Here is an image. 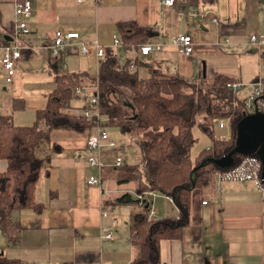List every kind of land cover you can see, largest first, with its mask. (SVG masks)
<instances>
[{"label": "crops", "instance_id": "crops-1", "mask_svg": "<svg viewBox=\"0 0 264 264\" xmlns=\"http://www.w3.org/2000/svg\"><path fill=\"white\" fill-rule=\"evenodd\" d=\"M19 1L0 0V44L6 41L21 48L10 84L4 80L0 62V114L10 115L15 125L32 124L35 111L44 107L53 89L55 74L96 77L99 61L93 46L111 47L112 37L118 36L117 24L125 21L150 28L153 36L147 43L162 44L149 55H141L138 47L126 56L166 75L208 81L222 75L239 83L251 82V90L253 82L264 79V48L248 44L250 34H264V0H216L213 4L175 0L171 7L163 0H31V14L24 19L30 32L15 40L14 6ZM56 30L78 32L79 38L72 42L87 45L89 53L81 54L74 46L52 57L49 45ZM183 34L192 39L191 56L179 54L172 43ZM71 62L81 64L72 70ZM253 62L256 68L242 73L241 67ZM90 82V78L82 80L83 96L73 94L76 108L71 114L80 115L95 94ZM41 99L45 104H39ZM95 131L52 132L50 140L60 150L36 184L34 201L41 209L14 213L13 219L20 224L14 241L0 229V258L21 264H129L136 257L131 233L140 207L115 203L124 193L134 194L135 185L103 180L101 170L89 167L86 140ZM109 150L117 148L94 153L105 167L111 162L103 160ZM6 168V161L0 159V173ZM91 175L100 178V185L86 184ZM148 197L150 219L177 216L170 199L157 194ZM158 200L163 201L162 208L154 206ZM104 210L108 216H103ZM106 234L112 238H104ZM159 264H264V199L254 182L216 183L214 178L194 190L189 224L178 239L160 241Z\"/></svg>", "mask_w": 264, "mask_h": 264}, {"label": "trees", "instance_id": "trees-1", "mask_svg": "<svg viewBox=\"0 0 264 264\" xmlns=\"http://www.w3.org/2000/svg\"><path fill=\"white\" fill-rule=\"evenodd\" d=\"M215 1L187 0L188 4ZM117 31L120 47L106 48L96 77L86 73L55 74L46 104L35 111L31 125H15L10 115L0 114V159L7 163L6 171L0 173V229L9 241H14L20 231L14 213L26 208L40 211L41 205L34 201L36 184L51 157L60 150L50 140L53 131L85 133L97 125L106 129L115 127L123 134L134 133L140 150L138 163L101 169L103 180L109 178L117 185H135L134 194L124 193L115 201L140 207L131 233L138 253L129 264H159L160 241L178 239L189 224L192 192L226 170L206 160L219 159L234 148L236 125L250 111L245 109L237 92L226 88L233 79L216 75L208 81L209 87L196 86L188 78L166 75L138 59H129L126 54L130 50L153 36L150 28L125 21L117 24ZM84 78H90V86L96 90L101 122L85 118L81 113H70L76 108L73 91L83 87ZM198 82L207 81L201 78ZM220 119L229 121V137L212 139L211 146L202 150L192 163L194 126L209 133L210 122ZM244 157L235 154L234 165ZM148 193L170 199L178 209L177 216L150 219L149 195L137 197ZM0 264L21 263L0 258Z\"/></svg>", "mask_w": 264, "mask_h": 264}, {"label": "built area", "instance_id": "built-area-1", "mask_svg": "<svg viewBox=\"0 0 264 264\" xmlns=\"http://www.w3.org/2000/svg\"><path fill=\"white\" fill-rule=\"evenodd\" d=\"M81 1V0H79ZM175 0H163V4L166 7H171L174 5ZM32 11V1L31 0H21L17 2L14 6V14L17 18L14 32V39L17 40L20 34H28L30 29L25 22V18H27ZM79 38L78 32H64L62 30H56L53 34L52 42L49 45L50 55L56 58L58 55L64 53L68 48L77 46L79 47V52L81 54H88L89 47L83 43L75 44L74 40ZM173 45H175L178 49L179 54L185 56H191L193 53V43L192 39L189 35H178L172 39ZM248 44L253 48H264V34H250ZM120 39L117 35L112 37V45L111 47H119ZM162 47L161 43H145L139 46V53L143 56L149 55L153 51H159ZM95 51V56L97 60L102 62L106 56V48L95 44L93 46ZM0 49L2 50V56L0 62L6 72L5 82L10 84L15 76L16 72V63L21 57V48L16 43H1ZM132 69L135 68L133 64L130 66ZM242 85L239 82H228L226 84V88L236 92L241 89ZM75 96H83V90L81 88H76L73 91ZM97 96L91 95L85 105V108L81 111V114L85 118H95L97 122L103 121L99 110L96 108L97 106ZM243 105L246 110L250 111V113H254L255 111H259L264 113V81L257 80L252 83V90L248 95L247 99L243 101ZM200 122L201 119H198ZM229 121L226 120H218V127L220 129L228 128ZM95 133L88 136L86 140V149L90 152L87 157V162L89 167L97 168L99 171L106 166L99 156L96 154H100V151L105 148L116 149V142L109 137L108 131L104 126L97 125L95 128ZM229 137V135L227 136ZM225 138H219L218 140H224ZM124 163V160L120 156H116L113 160V163L110 165L120 166ZM262 165L259 159L255 156H245L242 158L238 164L231 166L230 168L218 172L216 174V183H220L222 181H246L251 180L256 185L258 191L260 192L262 198L264 199V180L261 177ZM101 180L99 177H95L93 175L89 176L86 180V184L89 186L100 185ZM151 193H148L150 195ZM142 196H137L138 199H142ZM153 213V212H151ZM103 216H108L107 211H103ZM112 223L116 224L117 219L112 217ZM104 238H112L111 234L104 235Z\"/></svg>", "mask_w": 264, "mask_h": 264}, {"label": "rangeland", "instance_id": "rangeland-1", "mask_svg": "<svg viewBox=\"0 0 264 264\" xmlns=\"http://www.w3.org/2000/svg\"><path fill=\"white\" fill-rule=\"evenodd\" d=\"M244 61H241V64ZM81 64V62H71L69 63L70 69L76 70L77 69V64ZM256 68V62L254 63H248L245 66L241 67L242 73L244 72L246 74H250L254 69ZM257 72V71H255ZM196 86H202V87H209L208 80L207 82H198V80H192ZM251 82L248 84V82H243L241 85L243 86L240 90L237 91V95L242 99V101L246 100L248 95L251 92L250 88ZM51 89V87H50ZM43 100L41 99V102L39 104H43ZM45 104V103H44ZM224 120V119H223ZM210 130L208 131L209 133H212V136L209 135V133L204 132L201 130L198 126H194L192 130L193 138H194V143L190 151V157L192 159V163H194L196 157L198 154L204 150L207 149L208 147L211 146L212 144V139H219V138H225L231 132V127L230 123L228 124V128L225 129H220L218 127V120L210 122ZM108 133L110 137L116 142L117 144V150H109L110 152L103 157L104 161H111L109 164L113 163V160L116 155H119L123 158L124 163H138L140 160V150L138 146L135 144L134 139L135 134L134 133H121L118 128L112 127L108 129ZM212 137V138H211ZM105 149H110V148H105ZM104 149V150H105ZM159 195V194H157ZM156 198V196H155ZM163 201L158 200L154 203V206L163 207ZM154 219V218H153Z\"/></svg>", "mask_w": 264, "mask_h": 264}, {"label": "water", "instance_id": "water-1", "mask_svg": "<svg viewBox=\"0 0 264 264\" xmlns=\"http://www.w3.org/2000/svg\"><path fill=\"white\" fill-rule=\"evenodd\" d=\"M235 154L255 155L261 162V177L264 180V113L255 111L243 117L236 125L234 148L223 157L207 159L206 162L228 169L234 165Z\"/></svg>", "mask_w": 264, "mask_h": 264}]
</instances>
